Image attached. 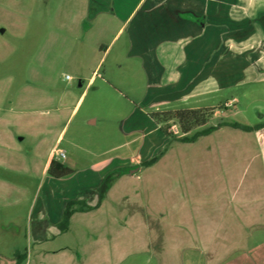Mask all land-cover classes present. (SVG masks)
<instances>
[{
    "label": "rangeland",
    "instance_id": "1",
    "mask_svg": "<svg viewBox=\"0 0 264 264\" xmlns=\"http://www.w3.org/2000/svg\"><path fill=\"white\" fill-rule=\"evenodd\" d=\"M189 1L199 4L194 7L197 12L179 14L178 6L167 4L160 7L161 12L150 13L160 15L159 19L137 23L145 6L116 37V31L111 30L105 40V45H110L109 51L96 71L99 75L87 85L96 67V56L103 52L87 48L88 53L82 54L83 39L73 41L68 28L74 23L65 22L60 25L64 28L56 29L48 14L51 7L44 0H0V28L5 29L0 31V111L14 112L13 122L16 119L21 122L27 116L49 121L56 111L51 102L40 98V89L69 92L64 100L66 107L53 120L49 131L63 129L56 147L63 149L65 156L58 158L74 168V172L80 170L73 184L91 200L98 195L96 185L100 183L101 170H126L136 158L161 157L171 142L182 141L178 124L171 123L169 130L174 136L167 135L162 123L153 118L155 112L193 105H224L210 122H264V22L261 19L264 0ZM203 15L205 27L199 23ZM214 40L215 54L210 52ZM202 45L206 52L199 56L200 62L188 60V69H174L172 81L166 78L169 68L160 64L155 67L148 50ZM144 48L147 54L143 53ZM214 63L216 70L211 67ZM198 64H206L200 76ZM181 73L185 74L184 78L180 77ZM26 76H30L31 87H23V97H31L12 103L16 96L21 98ZM83 77L87 80L79 86ZM49 78L52 82L47 85ZM214 80L216 89L209 88L208 84L213 85ZM81 94L77 109L70 115ZM234 97L237 100L225 106ZM5 122L10 121L0 122V161L14 171L0 167V176L13 179L18 189L12 198L7 197L4 191L7 183L0 182V209H42L43 206L53 209L56 203L45 201L44 197L48 181L54 180L48 172L47 176L42 173L52 135L41 144V137L36 135H26L20 140L16 128L5 127ZM9 131L15 134L13 141L7 135ZM62 190L56 188L57 192ZM132 237L133 233L127 235L130 241L126 242L127 248L134 243ZM16 250L28 251L36 259L34 243L24 236L20 235L13 243H0V254L4 256H11ZM239 252L244 256L246 250ZM189 253L196 259L187 264H205L201 261L203 252L193 248ZM134 260L130 256L121 264H161L150 251L136 254ZM76 262L84 264L79 258ZM238 264H246L244 257Z\"/></svg>",
    "mask_w": 264,
    "mask_h": 264
},
{
    "label": "crops",
    "instance_id": "2",
    "mask_svg": "<svg viewBox=\"0 0 264 264\" xmlns=\"http://www.w3.org/2000/svg\"><path fill=\"white\" fill-rule=\"evenodd\" d=\"M44 1L51 7L48 14L56 29H60L62 23H74L68 28L73 41L83 39L82 54L88 53L87 48L103 52L101 56H96V67L87 85L99 75L96 71L109 51L110 45H105L108 33L116 31V37L143 7L147 8L142 10L137 23L159 19L160 15L151 16L150 13L156 10L161 12L160 7L167 4L178 6L179 14L184 11L197 12L194 7L199 5L189 0ZM201 18L200 26L205 27L206 16ZM0 31L4 32L5 29L0 28ZM215 43L214 40L213 46H210L213 54L216 53ZM143 50L147 54V49ZM148 50L155 67L160 64L162 68H169L166 78L172 81L175 76L173 70L188 69V60L199 63V56L205 54L206 47ZM217 50L219 52L220 47ZM181 59L184 61H179ZM196 67L200 76L206 64ZM211 67L216 70V63ZM68 76V79H72L71 75ZM184 76L181 73L180 77ZM29 80L30 76H26L21 98L16 96L12 103L31 97H23V87H31ZM86 80V77L80 78L79 86ZM51 82V78L46 79L47 85ZM32 87L38 91L36 85ZM208 87L216 89V81L213 85L208 84ZM68 93L66 90L54 92L40 89V98L51 102L56 111L49 121H38L27 116L24 120L21 118V122L18 119L13 122L11 119L16 116L12 115L14 112L0 111V122L9 120L3 124L16 128L20 140L26 135H36L41 137V144L52 135L42 168L43 175L47 174L52 159H59L55 151L63 129H56L57 132L49 130H52L53 120L66 107L64 100ZM82 95L75 101L70 115L77 109ZM236 100L234 97L225 106ZM220 109L217 108L213 116ZM233 121L260 126L246 130L222 125L194 140H173L161 157L151 164H146L148 160L136 158L131 168L113 178L101 199L98 192L96 198L91 200V197L79 192L77 184H73L80 170L75 169L72 175L61 178L51 176L54 181H48V192L44 199L56 203L53 209L45 206L42 209H0V230L3 231L0 233V243H13L20 235L24 236L34 243L36 259L33 260L28 251L23 253L16 250L11 256L0 254V263L76 264L79 258L84 264H121L130 256L135 262L136 254L150 251L161 264H187L194 263L196 259L189 253L194 248L203 252L201 261L205 264H238L243 257L246 264H264V122H227ZM7 135L11 141L14 140L13 132L9 131ZM0 167L9 169L1 161ZM108 172L107 169L101 170L100 183ZM3 177L0 176V182L7 183L4 191L7 197L12 198L14 190L18 188L13 179ZM100 183L96 185V191ZM58 187L63 190L57 192ZM22 190L25 191L24 187ZM72 200L78 202L64 219L67 203ZM132 233L134 243L127 248L126 242H130L127 235L132 236ZM242 249L246 250L244 256L239 252ZM21 260L22 263H19Z\"/></svg>",
    "mask_w": 264,
    "mask_h": 264
},
{
    "label": "trees",
    "instance_id": "3",
    "mask_svg": "<svg viewBox=\"0 0 264 264\" xmlns=\"http://www.w3.org/2000/svg\"><path fill=\"white\" fill-rule=\"evenodd\" d=\"M262 21L264 22V15L261 17ZM224 105H220L219 107H186V108H178L166 111H160L153 113V118H155L158 122L162 123V130L167 135H173L170 132L169 128L171 123L178 124L182 136L180 137L181 140L189 141L194 140L198 136L202 134H207L219 126L222 125H231L235 127H240L246 130H251L258 128L260 125L251 126L248 124H244L241 122L233 121H221L216 125L210 124V120L214 115V112L217 108H222ZM194 131V132H193ZM192 135H190V133ZM158 156L153 157L152 159L148 160L146 164H151L154 162ZM125 170H116L108 172L104 178L102 179L99 187V197L100 199L104 197L106 194L110 184L112 183L113 178L120 173H123ZM48 174L55 178H61L68 176L74 172V169L64 164L61 160L53 158L48 170ZM78 201L72 200L67 203L64 219H66L70 213L72 212L71 209H74V205L77 204ZM22 263V260L19 263Z\"/></svg>",
    "mask_w": 264,
    "mask_h": 264
},
{
    "label": "built area",
    "instance_id": "4",
    "mask_svg": "<svg viewBox=\"0 0 264 264\" xmlns=\"http://www.w3.org/2000/svg\"><path fill=\"white\" fill-rule=\"evenodd\" d=\"M68 77H70V75H69ZM55 153L57 154L58 157H59V156H62V157L65 156V151H64L63 149H57V150L55 151Z\"/></svg>",
    "mask_w": 264,
    "mask_h": 264
}]
</instances>
